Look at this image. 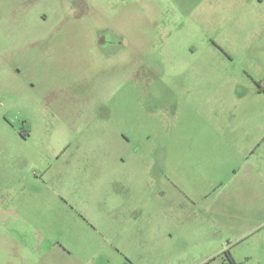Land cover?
Here are the masks:
<instances>
[{
  "label": "rangeland",
  "instance_id": "obj_1",
  "mask_svg": "<svg viewBox=\"0 0 264 264\" xmlns=\"http://www.w3.org/2000/svg\"><path fill=\"white\" fill-rule=\"evenodd\" d=\"M244 12L246 35L235 27L238 13L232 25L213 30L210 13L200 20L180 0H0V232L4 215L22 213L16 200L44 215L64 212L57 201L93 210L96 184H110L111 169L122 165L114 157L100 164L98 151L121 160L135 150L170 147L177 158L213 150L198 137L230 130L211 119L246 113L228 111L232 88L264 85L259 13ZM221 36L230 40L225 47ZM224 48L246 66L217 61ZM245 103L264 112L263 100ZM228 160L221 154L205 180L228 182ZM53 179L57 187L47 185Z\"/></svg>",
  "mask_w": 264,
  "mask_h": 264
},
{
  "label": "crops",
  "instance_id": "obj_2",
  "mask_svg": "<svg viewBox=\"0 0 264 264\" xmlns=\"http://www.w3.org/2000/svg\"><path fill=\"white\" fill-rule=\"evenodd\" d=\"M180 1L200 20L210 13L213 30L232 25L238 13L235 27L244 35L249 29L244 11H256L264 48V0ZM218 14L223 15L221 22ZM219 39L222 47L230 43L224 36ZM224 49L228 54L218 55L217 61H238ZM242 49L243 58H249V45ZM238 62L246 66L245 60ZM254 82L255 91L247 86L232 88L236 99L228 111L246 112L244 117L211 119L218 130H230L228 135L212 134L205 141L198 137L199 144L206 142L214 151H189L177 158L170 147L162 154L135 150L121 160L113 151H98L100 164L114 157L122 165L109 167L110 184L96 188L92 184L97 196L90 212L69 200L71 207L53 203L63 213L44 215L30 206L25 211L26 201L16 200L22 213L3 216L0 264H264V112L260 104L245 103L250 98L264 101L263 81L261 89ZM224 121L228 123L223 128ZM120 132L127 137L124 130ZM221 154L229 158L230 180L226 182L224 176L205 180L204 170L216 167ZM140 159L147 163L140 165ZM46 183L58 185L54 179Z\"/></svg>",
  "mask_w": 264,
  "mask_h": 264
},
{
  "label": "trees",
  "instance_id": "obj_3",
  "mask_svg": "<svg viewBox=\"0 0 264 264\" xmlns=\"http://www.w3.org/2000/svg\"><path fill=\"white\" fill-rule=\"evenodd\" d=\"M258 84V86H259V88H260V84L259 83H257ZM261 89V88H260ZM227 256L229 257L230 255L228 254V252H227ZM230 264H234V263H232V261H230Z\"/></svg>",
  "mask_w": 264,
  "mask_h": 264
}]
</instances>
